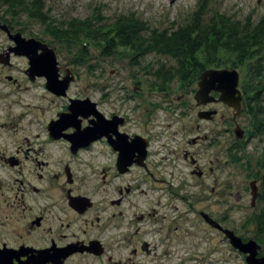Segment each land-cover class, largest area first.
<instances>
[{
	"label": "flooded vegetation",
	"instance_id": "obj_1",
	"mask_svg": "<svg viewBox=\"0 0 264 264\" xmlns=\"http://www.w3.org/2000/svg\"><path fill=\"white\" fill-rule=\"evenodd\" d=\"M6 11L0 3V67L12 70L17 58L27 67L21 76H0V84L12 88L0 89V264H229L228 256L248 264V255L232 245L226 230L243 243L256 242L258 258H264V233L258 231L256 217L234 225L228 212L216 215L209 207L197 217L189 216L195 213L190 205L180 211L177 203L187 198L175 190L176 173L166 179L164 169L155 171L150 137L131 118L149 93L166 97L154 108L176 111L174 101L185 103L191 95L195 99L197 89L171 98L174 89H151L149 75L140 71L131 75L132 89L123 86L117 98L106 73L96 67L87 74L93 84L73 88L82 75L58 59V80L71 82L54 92L47 76L31 73L28 57L15 49L19 34L47 42L25 36L18 17ZM76 101L82 104L72 107ZM211 104L217 103L197 104V116L211 111ZM186 109L178 114L188 116ZM217 114L210 120L198 117V135L187 142L192 149L183 150V160L200 185L214 172L211 159L201 163L204 143L212 142L210 134H200L202 124L213 122ZM243 129L241 142L248 136ZM149 181L162 185L156 201H148ZM252 181L258 187L251 204L255 208L262 182ZM213 193L217 191L211 189Z\"/></svg>",
	"mask_w": 264,
	"mask_h": 264
},
{
	"label": "rangeland",
	"instance_id": "obj_2",
	"mask_svg": "<svg viewBox=\"0 0 264 264\" xmlns=\"http://www.w3.org/2000/svg\"><path fill=\"white\" fill-rule=\"evenodd\" d=\"M200 0H43L46 9L50 15L57 20H70L72 18L86 19L93 18L94 21L107 23L116 19L123 14H134L137 18L146 22L150 28L158 30L176 29L185 25L191 20ZM1 3V2H0ZM2 7V6H1ZM4 9V7H2ZM207 16L214 13H225L232 18L245 20L251 17L254 22L264 18V0H209ZM207 18V17H206ZM18 25L24 31L25 36H35L43 39L52 46L58 55V59L62 65L73 68L82 75L79 86L73 88L84 89L88 85L93 84L91 76L94 68L105 72L109 78L111 87L116 90L117 98L121 97V88L127 86L132 89L134 82L130 80L131 75L146 71L149 75L148 80L153 79L152 70L165 67L171 68L175 64V60L169 56L150 54L141 59L139 66H134L131 62L132 54L125 50H117L112 56L103 57L100 52L94 48H89V59L82 65H76L74 54L58 48L52 39L45 35V26L37 20L31 19L26 14L18 17ZM52 43V44H51ZM12 70L0 67V76L6 73H12L21 76L27 64L24 59L17 58L14 61ZM225 67L230 68V65ZM115 70V71H114ZM116 75L112 76L111 73ZM242 77V74H241ZM155 80V79H154ZM153 80V81H154ZM103 83V81H102ZM8 87V88H7ZM12 89L6 84H0V89ZM167 88L174 89L171 98L177 99L183 92L190 93L197 89V86L189 87L187 91H182L180 83L173 81ZM7 90V93L11 94ZM35 93L34 90H32ZM26 96H22L20 101ZM146 104L134 112L131 118L140 126L150 137V150L152 153L151 160L156 172L163 169L166 171L164 177L170 179L172 173H176L174 181L175 190L187 199L180 200L177 204L180 211H186L190 207H194V212L190 213V217L199 216L198 211L207 209L213 214L221 215L228 212V216L234 225L241 224L246 218L252 217L254 213L260 212V204L255 208L251 206V187L256 165V157L264 149V134L257 137L249 135L239 144L240 149L246 152L247 158L251 159V165L245 168L243 164L237 163L229 156L230 149L233 144L238 141L233 130L236 124L248 130L250 126V115L241 111V114L234 118L235 110L228 107L224 103L211 104L208 107L217 110L218 114L213 122H204L203 130L200 134L208 133L211 140L203 145L201 155V163L204 165L211 159L213 161V174H209L205 179V183L200 182L191 176V168L183 160V150L192 149L187 144L188 140L198 135L195 128L199 123L197 116V104L193 95L186 98L185 103H178L176 111H168L166 107L154 108L152 104L164 103L166 97L161 94H147ZM144 98V100H145ZM264 98V94H263ZM10 98L9 100H11ZM33 99V98H32ZM26 100V99H25ZM134 104V103H132ZM180 107V108H179ZM187 108L188 116L184 117L180 114L181 110ZM177 113V114H176ZM208 145H211L209 149ZM243 154V153H242ZM218 159V162L216 160ZM205 166V165H204ZM153 168V170H154ZM260 184V182L258 183ZM148 201H156L160 191L159 184L149 181ZM157 189H152L153 186ZM165 187V186H164ZM211 189H215L217 193L210 194ZM225 189V190H224ZM223 190L225 195L220 196ZM207 196L205 200L203 196ZM241 195V199H238ZM249 224V223H248ZM251 224V223H250ZM253 227V224H251ZM196 230L200 232L199 223L196 224ZM217 241L213 240V245ZM232 258L234 261H232ZM229 264H243L236 257L228 256Z\"/></svg>",
	"mask_w": 264,
	"mask_h": 264
},
{
	"label": "trees",
	"instance_id": "obj_3",
	"mask_svg": "<svg viewBox=\"0 0 264 264\" xmlns=\"http://www.w3.org/2000/svg\"><path fill=\"white\" fill-rule=\"evenodd\" d=\"M0 2L11 17L24 13L44 24V34L58 48L75 53L74 62L78 65L89 59L90 47L96 48L103 57L112 56L117 50L128 51L134 57V66L136 60L150 54L173 58L175 64L171 68L163 66L150 71L154 75L149 80L151 89L162 90L178 81L180 90L187 91L197 86L207 69L230 65L228 69L236 68L242 74L241 111L251 117L247 134L252 138L264 134V18L254 22L250 16L239 20L218 12L208 17L209 0H200L188 23L176 29L158 30L134 14H123L107 23L93 18L57 20L50 15L43 0ZM240 142L233 144L229 156L248 168L251 159L240 149ZM255 165L253 179L262 182L258 202L261 208L252 217L257 218L258 231L264 233V149L257 155Z\"/></svg>",
	"mask_w": 264,
	"mask_h": 264
},
{
	"label": "water",
	"instance_id": "obj_4",
	"mask_svg": "<svg viewBox=\"0 0 264 264\" xmlns=\"http://www.w3.org/2000/svg\"><path fill=\"white\" fill-rule=\"evenodd\" d=\"M18 55L28 57L30 61V72H39L46 75L48 78V87L52 91L65 90L71 79L64 81L58 80L59 62L56 50L50 47L47 43H43L35 38H24L21 34L18 35L17 47L15 48ZM41 49L42 55L36 56L34 52ZM70 72V71H68ZM240 71L236 68H212L207 69L200 76L197 84L195 99L198 105H207L209 103H224L235 110L234 118L240 115L242 110V92L240 90ZM218 94L216 97L214 94ZM83 102V101H81ZM80 101L72 104V107L79 106ZM217 114V110L203 111L198 114L199 118L210 120ZM233 133L238 140L244 138V129L240 125H236ZM251 187V204L254 206L258 187L255 181L250 183ZM215 224V222H213ZM232 245L247 254L248 264H264V258H258L259 246L254 241L243 243L242 239L237 237L233 231L226 230Z\"/></svg>",
	"mask_w": 264,
	"mask_h": 264
}]
</instances>
